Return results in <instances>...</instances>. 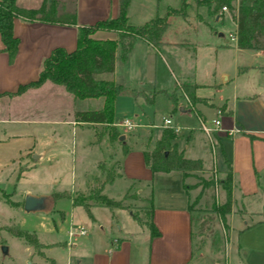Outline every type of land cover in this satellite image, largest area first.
<instances>
[{
	"label": "crops",
	"instance_id": "1",
	"mask_svg": "<svg viewBox=\"0 0 264 264\" xmlns=\"http://www.w3.org/2000/svg\"><path fill=\"white\" fill-rule=\"evenodd\" d=\"M116 1L75 0V25L90 24L101 18L113 17L116 14ZM36 5L22 7H35ZM198 6L201 7L202 5H194L190 8L191 11H194L195 7ZM202 8L204 10L203 6ZM126 16L128 18L127 14ZM210 16L213 21H219L220 23L223 19H228L232 23L233 30L235 29L234 22L225 11L218 10L217 14ZM200 24L205 28L202 30L204 34L212 38V34L216 31L208 22L207 15L187 12L182 17L176 14L167 16V25L160 35V44L157 48H153L139 39L132 41L124 55H120L119 50L116 48L114 50L112 71L100 73L98 78L112 80L115 84H120L126 88L147 91L143 87L142 75L145 74V71H148L155 55L160 56L159 51H162L177 70L178 76L174 78V82L176 84L187 82L196 85L193 94L197 100L189 106L181 95L182 101L177 100L179 101L177 108H181L178 109L180 113L191 112L197 122L202 121L204 123V119L207 120V125H210L211 119L218 120L219 129L209 135L211 136V145L215 149L214 152L219 154L223 169L226 170L228 166L230 170L231 204L230 211L226 216L228 229L230 217L235 213L241 219L238 231L243 232L256 228L257 234L260 235L251 239L250 242L239 244L238 249L240 251L243 248L246 249L245 264H264V216L259 215L260 211H252L246 208L247 206L242 201L244 196L264 190L259 184L261 177H264V100L257 96L258 93L253 94L251 92L234 94L228 102L226 100L216 101L212 96L199 93L200 90H214L217 86L213 77H209L207 82H202L194 74L195 48L193 39L198 27L201 26ZM75 25L13 20L12 33L18 39L16 51L13 57L8 59L6 53L0 50V109L3 110V113L6 112L5 110L12 112L10 105L4 103V96H13L23 103L17 109V111H20L19 116H13V113H11L12 115L0 114V164L7 167L12 175L19 168L30 171L36 169V167L46 166L50 169L58 163L62 155L65 156L72 152V148L68 150L66 145L67 132L75 130L76 127L87 128L90 132L87 143L92 145L100 143L102 152L94 160L93 168L82 174L81 185L70 190H84L91 178L99 175L97 163L104 162V164L102 163L103 168H109L105 160L113 158L117 163L111 168L114 169L116 175L101 186L100 193L108 198L119 200L132 186L134 192L139 196L149 197L152 205L151 223L157 230V234L149 238L147 235L145 253L141 255L143 259L139 263H134L133 258H131V245L124 238L118 240L115 248L110 249L107 248L105 243L99 242L96 233L92 235L93 238L88 236L82 224H90L89 219L80 206L71 204L70 199L65 197L54 200L49 198L48 207L41 211L24 212L20 206L17 211L16 226L22 230L32 232L37 238V242L47 245L43 249L65 248L68 257H70V254L73 255L75 264H80L83 260L86 264H195L191 261L192 218L190 210L187 209L188 196L182 188L183 180L179 171L150 173L142 161L139 148L126 147L125 152H121L119 148L111 150L105 132L95 139L94 126L96 123L72 120L71 112L83 109H73L75 99L64 92L58 94L61 98L58 100L61 101L60 104H65V101L68 100V104L71 106L69 108L59 107L58 109L66 110V118H36L34 109L45 108L46 106L45 104L41 106L39 102L34 101V97L36 93L50 90L49 87H46L48 86L46 83L14 93L18 85L36 77L41 59L52 47L60 46L65 50L73 48ZM216 35L221 36L222 34L217 32ZM92 36L96 38H114L115 33L111 30L98 29L92 33ZM222 47H229L226 39L218 44L213 40L210 45L211 50L214 52L222 49ZM233 48L236 51L249 50L251 59L264 54V50L237 48L235 44H233ZM172 55L186 59L185 65L189 68L186 71L180 69ZM160 60L167 66V62L163 57ZM248 67H255V65L247 62V65L242 68L246 69ZM211 76H213V71ZM219 76L226 77L223 71L219 72ZM8 92H11V94H5ZM119 95L126 94H116L113 102ZM85 99L95 101V105L91 109H97L101 105V97ZM122 118H128L136 123L135 127L153 128L156 126L152 123H140L123 114L119 118H113L111 125L118 130L126 131L114 125ZM157 126L162 128L160 124ZM231 128L236 131L230 134L227 133V130ZM198 130L201 131L199 127ZM189 134H191L190 131L186 133L185 140H187ZM203 135L205 139L209 137L204 133ZM158 136L159 133L157 132L154 139ZM199 138V136L194 135L191 137L192 142L187 145L180 143L182 141L181 135L178 134L175 135L173 142L176 149L181 151L184 157L198 159L201 167H205L206 164L211 162L212 156L208 159L206 144ZM214 166H216L215 163ZM113 185L118 188L117 192L111 194L110 188ZM11 187L13 188V183ZM26 191L35 195L46 193ZM45 195L49 197V194ZM236 198L240 203L239 207L234 206ZM47 212H52L50 217L46 216ZM243 217L251 218L250 222L247 223ZM52 218H54V221ZM74 226L82 227L84 233L75 234L72 236L73 238H67L66 236L63 241L55 239V233L58 230L63 229L66 235L67 228ZM24 248L28 249V245ZM71 250L73 253H70ZM40 258L48 259L50 264H69V259L68 261H62L59 258L45 256L44 254Z\"/></svg>",
	"mask_w": 264,
	"mask_h": 264
},
{
	"label": "rangeland",
	"instance_id": "2",
	"mask_svg": "<svg viewBox=\"0 0 264 264\" xmlns=\"http://www.w3.org/2000/svg\"><path fill=\"white\" fill-rule=\"evenodd\" d=\"M38 1L16 0V4L19 6H34ZM180 1L128 0L126 12L128 15V18L126 16L127 22L132 25L142 24L155 15H162L167 7L177 8ZM184 1L186 2L183 8L185 13L207 15L208 22L216 31L212 34V38H209L202 31L205 29L204 26L200 24L201 26L198 27L193 39V46L195 48V77L202 80V82H207L209 77H213L217 83L214 90H200L199 93L212 96L216 101L226 100L228 102L234 94L251 92L253 94L258 93L257 96L264 100V54L251 59V52L249 50L236 51L233 48L232 42L227 40V34L233 30L232 23L228 19H223L222 23L213 21L211 16L206 13L204 6V10L202 6H198L195 7L194 11H191L190 8L194 6L193 0ZM231 3L233 2L231 1ZM225 12L231 18L230 12L226 8ZM231 20L233 21L232 18ZM217 32H220L222 35L217 36ZM223 39L227 40L229 47H222V49L216 52L212 51L210 45L213 43V40L218 44ZM159 54L161 57L155 55V59L151 61L148 71H145V74L142 75L143 87L147 92L152 93L151 102L145 103L141 98H136L134 101L128 94L119 95L116 97L115 102H113L111 120L112 122L113 118H119L123 114L140 123H152L156 126L153 128L134 127L130 131H121L113 126L118 132V135H122V138L120 140L117 139V136L113 139L107 138L110 142L111 150L120 149L121 145L128 148H150L155 140V135L157 132L160 133L163 128L157 125L161 123V118L165 116L169 117L171 123L177 125L180 129L179 132L175 133V135H181L182 141L180 143L189 145L192 142L191 137L194 135L199 136V139L203 140L206 144L205 148L208 159L212 156L211 162L206 164L205 167H201L200 164L199 169L184 170L181 175L185 192L188 196V206L192 218L191 261L195 264H245L244 257L247 255L246 249L243 248L240 251L238 246L241 243L245 244L246 242H250L251 239L256 238L260 234H257L258 231L255 230L256 228L243 232L238 231L241 219L236 213L231 215L228 229V221H226V218L222 222L213 210L222 200V191L218 181L223 177L225 170L219 159V154L214 152V146L211 145V136L209 135L206 139L203 138L204 135L198 130V122L194 115L191 112L180 113L178 110L177 103L179 101L177 100L182 101V97L177 89L178 84L174 82V78L178 76L177 70L171 65L166 54L162 51H159ZM162 57L167 62V66L160 60ZM172 57L177 61L176 65L180 66V69L183 71L189 68V66L185 65L186 59L178 58L179 56L176 55H172ZM247 62L255 65V67L243 69L242 67L247 65ZM239 68L243 70L237 71L236 69ZM212 71L213 76H211ZM220 71L224 72L225 78L219 76ZM94 77H100V73L94 74ZM43 83H46L48 85L46 87H49L50 90L36 93L34 101L39 102L41 106L45 104L46 107H42L43 109H34L36 111L35 117L47 119L66 118V110L58 109L59 107L69 108L71 106H69L68 100L65 101V104H60L61 101L58 100L61 99L58 94L66 92L58 85L48 82ZM161 90H165L166 92L173 91L176 96L175 102L172 103ZM66 94L69 95L68 93ZM3 101L5 104L10 105L12 112L5 110L6 112L3 113V110L0 109V114L12 115L11 113H13V116H19L20 111H17V109L23 103L20 99L14 98L13 96H4ZM74 101V106L72 105L73 109H91L95 105L94 100H87L85 98L83 100L75 99ZM204 124L207 125V120L205 119ZM108 127L112 126H109V124H96L94 130L98 136L105 132L107 137ZM188 131L191 134L185 140L184 137ZM66 137V145L68 150L72 148V152L65 156L62 155L58 163L50 169L46 166V168L36 167V169L30 171H24L22 168H19L12 175L7 170V167L0 164V190L4 194L7 193L5 198L0 195V245L6 246V253L4 255L0 253V264H50L48 259L40 258L42 254L59 258L62 261H68L69 259V264H75L73 255L70 254V257H68L65 248L43 249L47 245L37 242V238H35L36 243L29 244L23 238L15 237L6 230L7 227H17V211L21 206L20 202L23 194L28 193L26 190H30L31 192H46L45 194L61 190H68L71 194L85 192L86 188L82 191L70 189H75L81 185L80 179L82 174L93 168L94 160L102 152V147L100 143L93 145L87 143L90 138V132L87 128L76 127L75 130L68 131ZM212 146L213 151L211 152ZM214 159L216 166L213 163ZM102 163L104 164V162ZM105 163L111 167L117 161L111 158L105 160ZM12 183L13 188L11 187ZM259 184L264 189V177H261ZM117 188L116 185L111 186L110 193L114 194L117 192ZM260 191L262 192L244 196L242 201L247 206L246 208L252 211H260L259 215L264 216V190ZM144 199V197L136 194L131 186L124 193V196L119 199L122 208L92 206L90 207V213L94 221L88 225L83 223L82 227L90 237L96 233L99 242L105 243L107 248L110 249L115 248L118 240L124 238L131 245V258H133L134 263H139L143 259L141 255L145 253V240L147 238V230L138 220L144 217L141 209V207L145 206ZM239 205L240 203L236 198L234 206L239 207ZM51 213L47 212L46 216L50 217ZM131 215H135L137 219H132ZM243 218L247 223L251 220L248 217ZM52 219L54 221V218ZM55 239L59 241L66 239L63 229L55 233ZM27 245L28 249H25L24 246ZM70 253H73V251L71 250ZM80 264H86L85 260Z\"/></svg>",
	"mask_w": 264,
	"mask_h": 264
},
{
	"label": "trees",
	"instance_id": "3",
	"mask_svg": "<svg viewBox=\"0 0 264 264\" xmlns=\"http://www.w3.org/2000/svg\"><path fill=\"white\" fill-rule=\"evenodd\" d=\"M231 1L233 3H231ZM116 14L93 21L90 24L75 25V0H40L35 7H22L15 0H0V50L11 59L16 51L17 37L12 33L14 19L22 21H41L47 23L75 25L74 46L65 50L60 46L52 47L41 59L36 77L28 82L18 85L14 93L28 87H37L43 82L60 86L72 99L101 97V105L97 109L73 110L71 118L76 122L111 124L113 99L116 94L125 93L132 97L141 98L143 102L150 103L152 93L115 84L112 80L95 78L94 74L111 72L113 68L114 50L117 48L120 55H124L134 39L146 42L153 48L160 44V35L167 25V16L176 14L184 16V0L177 8L167 7L160 16L155 15L139 25H132L126 19L128 0L116 1ZM194 5H202L209 15L217 14L224 6L231 15L235 24V46L237 48L264 50V0H193ZM111 30L114 38H96L92 36L95 30ZM194 83L180 82L177 86L180 94L189 106L197 100L193 94ZM172 103L176 96L173 91L161 90ZM10 95L11 92L5 93ZM95 139L98 138L97 132ZM118 136L116 129L107 128V138ZM175 133L168 127H163L150 148L140 149L142 161L150 173H167L184 170L199 169L198 159L186 158L177 150L174 142ZM126 147L121 145L120 151L125 152ZM98 176L91 178L85 192L71 194L68 190L49 193L54 200L59 197L70 199L71 204L82 208L90 222L94 221L90 213L91 206H104L107 208H122L119 200L108 198L100 193L101 186L112 179L116 173L114 169L103 168L101 162L97 163ZM182 177V176H181ZM222 191V200L213 210L224 222L230 211L231 204V178L229 167H226L223 177L218 181ZM182 188L185 191L184 184ZM7 193L0 190L5 198ZM124 196V195H123ZM122 196V197H123ZM145 206L141 207L143 216L138 219L146 230L148 238L157 234L151 223V200L145 198ZM21 205V202H20ZM187 209L190 210L187 205ZM132 219H137L131 215ZM7 232L15 237L23 238L29 244L36 243L35 236L17 227H7Z\"/></svg>",
	"mask_w": 264,
	"mask_h": 264
},
{
	"label": "built area",
	"instance_id": "4",
	"mask_svg": "<svg viewBox=\"0 0 264 264\" xmlns=\"http://www.w3.org/2000/svg\"><path fill=\"white\" fill-rule=\"evenodd\" d=\"M219 11H225V7L221 6ZM234 30L231 33L227 34V40L231 41L233 44H235V31ZM218 124H219V122L217 119H211L210 125H206L202 121H199L198 127L205 135L209 136V134L211 132L219 129ZM114 125L117 127H121L124 130H130L133 127H135L137 124L130 121L128 118H122L118 122L114 123ZM160 126L161 127H168L174 133L178 132V130H179L178 126L172 124L169 117H166V116L161 118ZM235 131L236 130L234 128H231V129L227 130V133L230 134V133H233ZM83 233H84V229L80 226L68 227L66 230L67 238H70L75 234H83Z\"/></svg>",
	"mask_w": 264,
	"mask_h": 264
},
{
	"label": "water",
	"instance_id": "5",
	"mask_svg": "<svg viewBox=\"0 0 264 264\" xmlns=\"http://www.w3.org/2000/svg\"><path fill=\"white\" fill-rule=\"evenodd\" d=\"M178 109H181L180 107ZM122 135H118L117 139H121ZM49 204V197L45 194L24 193L21 199V209L24 212H33L45 210ZM0 253H6V246L0 245Z\"/></svg>",
	"mask_w": 264,
	"mask_h": 264
}]
</instances>
